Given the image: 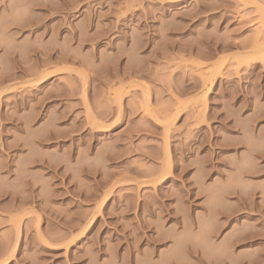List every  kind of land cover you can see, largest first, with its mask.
<instances>
[{
	"label": "rangeland",
	"instance_id": "374dc122",
	"mask_svg": "<svg viewBox=\"0 0 264 264\" xmlns=\"http://www.w3.org/2000/svg\"><path fill=\"white\" fill-rule=\"evenodd\" d=\"M0 264H264V0H0Z\"/></svg>",
	"mask_w": 264,
	"mask_h": 264
}]
</instances>
